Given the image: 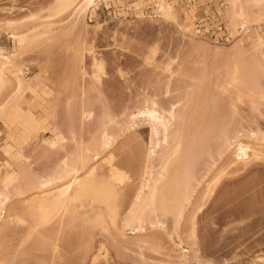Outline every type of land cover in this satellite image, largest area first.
Masks as SVG:
<instances>
[{
  "label": "rangeland",
  "instance_id": "obj_1",
  "mask_svg": "<svg viewBox=\"0 0 264 264\" xmlns=\"http://www.w3.org/2000/svg\"><path fill=\"white\" fill-rule=\"evenodd\" d=\"M39 1L0 0V48H4L12 55L16 53L15 63L23 65L25 77L31 78L33 85V90H26L17 103L23 107V110L26 109V113L31 112L30 116L34 115L37 124L41 123L39 129L33 127L36 130L33 129L31 133V130L29 132L27 130L29 137H25L24 126L21 125L24 127L23 134L19 133L22 130L19 124H23L24 120H21L22 123L18 121L19 124L15 122L14 125L12 124V129L18 135L17 140L15 138L11 142L5 137L6 131L2 130L3 127L4 130L7 127L4 126L2 119L0 120L2 131L0 133V170L3 171L1 176L6 173L7 168L3 167L5 162L15 165V162L9 159L11 155L9 156L6 151L9 143L13 146L11 154L20 153L23 156V161L18 160L23 166L21 171L24 172L21 173L26 172L23 179L25 181L21 180L25 182V185L22 183L25 188L23 187L21 191L24 192L26 189L25 191L29 194L22 198L27 195L29 197L34 192L37 193L38 181L43 176L42 171L47 170L51 173L54 167L60 164L59 161L66 156H70L80 164L79 156L89 146L94 148L91 154L95 155V161L100 162L103 159L105 162L113 148L112 152L116 156L115 163L119 164L124 171L126 170L127 176L130 175L122 187L126 189V194L131 193L135 186L143 181L141 175L139 177L142 181L136 179L137 175L143 174L141 166L146 159H143V154L148 150L145 149L144 152L142 149L147 147L150 150L153 143L149 123L143 119H137L134 122L133 115L145 107L144 100L147 101L146 96L151 98L150 94L153 91V94L155 91L157 93L161 91L162 93L158 95L164 97L165 86H167L165 82L168 81L166 78L169 77V72L165 70L166 64L173 61L171 70L178 71L180 74L177 75L178 78L176 76L175 80L173 79V85L170 84L174 101H177L178 97L182 100L185 93L183 92L181 97L179 94L182 93L181 90L184 91L183 89L186 92L188 85L197 83L195 85L199 86L198 84L201 85V81L203 82V86H200L197 92V102L190 109L189 116L182 125L185 127L188 141L194 145L192 150L194 151L195 176L191 181L192 201L191 205L188 204L189 209L187 205L186 211L189 210V213L186 212L181 223V232L177 234L175 230L173 231L174 223L171 218L168 219L165 228L161 226L162 228L154 229L145 223L146 231L136 233L130 229L126 230L127 238L130 239L129 243H121L120 238H117L114 233L118 240L106 233L97 235L99 232H96L95 236H97L91 251L88 249L89 251L85 252L79 249L81 252L77 251L79 255L73 251V255L76 254L78 259V261L75 259V264L77 262L92 264L94 262L92 257L95 254L100 255V258L93 264H179L180 257L189 258L188 264H198V261L190 259L193 254L203 257L204 260H210L212 264H247L246 262L253 258L252 255L262 253L264 245L260 246L261 249L258 247L262 252L257 248L254 249L255 252L250 253L251 257L247 256L246 251L251 243H257L260 239L263 242L264 236V117H262L264 115L261 116L257 112L254 115L250 114L247 107L248 99L246 104L240 105L242 114L232 115L224 94L217 93L213 102L207 100L204 92L208 89L216 90L213 83L218 75H225L226 65L237 53L236 44L240 39H245L243 45L249 46L251 40L247 39L248 34L255 32L254 35H260L264 41V1L261 3V1L257 2L258 0H241L245 4V10L251 21L250 27L244 30L238 25L240 20L236 19L235 23L232 21L233 0H164L171 3L176 12L177 18L174 21L161 17L158 13L157 0H113L109 5L101 4L95 8H89L80 15L75 25L76 18L72 23L69 21L72 26L68 24V21L67 27L66 21L65 24L62 23L64 25L62 28L60 24H58L59 27L55 25L50 34L46 28L48 36L34 41L33 35L43 32L44 28L38 18L32 20L26 18L38 12ZM12 20H16L17 23L10 27L7 21ZM235 27L237 32L233 31ZM13 31L19 36L30 35L29 40L21 46L18 40L11 36L15 33ZM33 31L37 33L34 34ZM91 47L101 60L102 70H97L93 65V57L89 52ZM44 64L47 68L43 66ZM42 66L47 69V71L44 69L45 74L40 73L43 71ZM39 73L42 80L38 76ZM95 73H98L102 79L103 95L101 96L91 87L92 75ZM35 76H38V80ZM261 84L264 86V79L261 80ZM39 86L46 93H43ZM14 88L15 86L10 85L5 88L0 96V106L4 105V101L7 103L8 99L12 98L10 95ZM42 99L49 103L46 109L41 106ZM260 103V110L264 114V101ZM226 112L227 114H224ZM252 117H256L257 122L253 121ZM104 123H108L107 130L115 137L113 147L106 151L100 147ZM54 138L57 141L62 140L61 144L58 142L60 145L57 143L56 145L51 142ZM225 138L234 144L230 149ZM238 140L254 145L253 153L251 151L244 153V158L249 160L254 158L248 166L230 163L236 158L234 152ZM137 150L143 152L142 163L138 159L141 152L140 155H136ZM103 151L105 153L109 151V154ZM96 153H101L103 157ZM105 155L108 157L105 158ZM134 158L139 160V163L135 162L136 166H140V168L137 167L138 170L133 169ZM106 164H104L105 169H108L109 164ZM13 168L18 172L20 170H17L18 167L15 168V166ZM223 169L225 173L222 184L207 201L206 211L198 214L197 234L195 244H192L186 233L188 216L195 211L194 207L206 201V199L202 201L206 185ZM46 172L45 175H49V172L48 174ZM199 180L200 183L203 180L201 185L198 184ZM125 183L128 185L125 186ZM140 185L138 184L137 187ZM11 186V191L15 193L17 186ZM133 192L132 194L135 195L136 192ZM132 194H127L130 204L125 203V206H128L123 207L121 217H124L131 208V199L134 198L130 196ZM225 194H228L227 201L221 203ZM16 198L18 196L15 200ZM18 200L14 203L19 204L22 201L21 198ZM248 202L253 207H256L253 204L256 203L257 210L253 208V212H248L246 205L243 206L246 203L248 206ZM15 226H12L13 230L11 226L10 229H5L3 226L2 229L0 228V264L2 261L5 263V258H7V264L37 263L36 256L41 255L40 243H36L37 238L34 239L37 236H31L34 237L33 239L29 237L26 233L28 226L18 225V228ZM26 235L30 238L29 240L26 239ZM147 237H150L153 245L149 246L151 241ZM140 238H147L150 241L149 247L145 246V249L140 250L139 246L133 244ZM254 239L255 242H253ZM105 248L108 252L107 256L105 252L102 253L106 250ZM73 260L72 258L71 261L75 262Z\"/></svg>",
  "mask_w": 264,
  "mask_h": 264
},
{
  "label": "bare ground",
  "instance_id": "obj_2",
  "mask_svg": "<svg viewBox=\"0 0 264 264\" xmlns=\"http://www.w3.org/2000/svg\"><path fill=\"white\" fill-rule=\"evenodd\" d=\"M110 1L113 0H40L37 6L38 12L36 14H31L26 18L27 20L38 18L41 21L42 28H44L42 30L43 32L40 31L41 33L36 29L38 34L35 36L33 35L34 38H32L35 39L34 41H36L38 38L40 39L43 36H48V34L52 32L51 29L55 28V25L60 24L61 26L58 25L56 27L60 26V28H62V23L66 21L65 26L67 27L76 18V23L74 21L75 25L77 24V21H79L80 15L84 14L89 8H95L101 4L109 5ZM260 1L262 3L264 0H258L257 2ZM157 5L158 13L161 15V17L170 21L176 20V12L174 11L171 3H167L164 0H157ZM231 5L232 21L235 23L236 19L240 20V24L238 25L244 28V30H247L251 25V21L249 19L248 12L245 10V4L241 0H233ZM70 17L71 20H69ZM15 21H7V23L9 26L11 25L10 27H13V25L17 23ZM67 21L69 25L67 24ZM236 28L237 27L233 29L234 32H237ZM45 29L47 32L49 30L47 35ZM35 32L36 31H33L32 33L35 34ZM15 33H13L11 36L15 37L21 46L29 40L28 37H30V35L22 34V36H19L18 33ZM254 34L255 32L248 34L247 39L251 40L249 46L243 45L245 42V39L243 38L237 42V53L234 54L228 61L225 75H218L215 82L213 83L216 90L211 91L208 89L204 92V96L207 98V100H212L213 102L216 99L217 93L224 94L226 96L224 98L231 108L232 115L242 114L240 105L246 104L247 99L249 101V105L247 107L250 114L254 115L257 112L261 116L264 115L260 110V102L264 101V86L261 84V80L264 79V41L260 35ZM89 52L92 54L94 67L97 68V70H102L103 66L101 60L96 56V53L92 47L89 49ZM13 54L14 55L8 53V51L6 52L4 48H0V96L3 94V91H5L7 86H15L12 91L13 95H10L12 98L8 99L7 103L4 101V105L1 104L0 106V120L2 119V121L5 123H3L4 126L6 125L7 127H5L7 130H4L3 127L2 131H6L5 137H7V139L10 141L14 140L18 135L17 132L12 129L15 122L19 121L22 123L21 120H24V125L19 124V122L18 124L25 127L24 128L21 126L22 130L23 128L26 129L25 132L24 130L19 132H22V134L24 132V135L26 134L25 137H29V134L27 133L30 130L31 133L34 128L39 129L41 126V123L37 124L36 119L33 117L34 115L30 116L31 112L28 113L27 111L29 114L28 115L25 112L26 109L24 108L25 110H23V107L17 103L19 97L22 94H25L26 90H33V85L32 81L30 80L31 78L26 79L27 77H25L23 65L21 64L20 66V64L17 65V63H15L16 61H14V59L16 57V53ZM172 64L173 61L168 62L165 69L169 72V77L166 78V81L167 79L168 81L165 82L167 83V86H165L164 90L166 91V99L165 94L163 95L164 97H162V95H158L162 93L161 91H159V93L155 91V94H153V91V95L150 94L151 98L146 96L147 101L144 100L146 102V104L144 103L145 107L137 112V114L135 113L133 115L134 122H136L137 119H143L145 122L147 121L149 123L151 126V136L153 137V143L150 150L147 147L142 149L144 152L145 149L149 150L143 154L144 157L142 156L143 152H138L137 150L136 155L141 152V155L139 154L140 158L137 156L138 159L141 160L142 157L143 159L146 158L144 160L145 162L141 160V163L143 162L144 166V168L141 166L143 168H141V171L143 170V174L137 175L138 178H136L138 181L141 180L142 178L140 179L139 177L141 175V177L143 176V181L141 180L142 182L138 183L141 184L138 186L139 188L137 187L138 184L135 186V188L138 190L137 191L134 188L133 191H137L135 195L132 194L134 193L133 191L131 193H127L132 194L130 196L134 198L133 200L131 199V208L129 207L130 210L128 209V213L126 212L125 216L123 215L124 217H121L123 214V207L126 208L128 206H125L126 202L130 204V198L129 195L127 196L125 193L126 189H124L122 185H124V182L130 175L127 176L126 170L124 171V169L120 168L121 166L119 167V164L115 163L116 156L112 152V147L115 143V137L110 135L111 133L108 132V123H104L103 125L104 132L102 133V143L101 146L99 145L105 151L112 148L110 152L111 154H109V151H107V153L103 151V153L110 155L109 157L107 156L108 158L106 155L104 156L107 158L105 162L104 159L102 162L95 161V155L91 154L94 148L92 149L90 146L87 147V149L82 154H80V164L77 163V161H74V159L70 156H66L62 161H59L60 164L58 163L59 165L57 164L58 166H55L56 169L54 167V170L51 171V173L46 170L49 172V175H45L46 171L41 172L43 173V176L40 175L42 176L41 178L39 176L40 180L38 181L39 184H37L38 191L37 193L34 192L35 194L30 193L31 196L29 195V197H27V195L26 197L22 198V196L28 193L25 191L26 189H24V192H22L25 182L23 183L21 180L25 181L23 179H25L24 174L26 172L24 174L21 173L24 171H21L23 170V166L21 165L22 163L19 162L23 161V156L20 153L16 154L14 152V154H11L10 152L13 151V146L8 143V150L6 151L7 154L9 153V156L11 155V158H8L15 162L14 166L15 168L18 167L17 170L20 169V166H22V168L18 172L13 168L14 163L5 162V166L3 167H6L7 169L4 175L2 173L3 176H1V172L3 171L0 170V228L3 226L5 229H10L15 225L17 228L18 225L28 226L26 233L31 239L34 238L31 236L36 235L37 237L34 239L37 238L36 241L38 240V242L36 243H40V249H38L40 250L41 255L38 257L36 256V260L38 259V264H75L76 260L78 261V259L76 254L73 255V251L74 253H81V249L82 251L85 250V252L89 251L88 249L91 251L93 249L92 245L97 235H102L103 233H106L109 236L116 235L117 238H120L119 241L121 243H129L130 239L127 238L125 231L130 229L136 233L143 232L146 229V226H144L145 223L149 224L154 229L156 227L162 228L163 226V228H165V225L169 221L168 219L171 218V221H173L172 223H174L173 231L175 230L176 232H174L177 234L181 232V223L185 218V214H187L186 212L189 213V210H186L187 205H191L190 202L192 201L191 199L193 193L191 181L195 176V168L193 167L194 151L192 150L194 145L191 141H188L185 127L182 125L188 118L190 109H192L193 105H195L197 102V92L198 89H200V86H203V82L201 81L202 84L200 85V81L197 79L199 86L195 85L197 83L188 85V90L185 92V89H183L184 91L181 90L182 93L180 92L181 94H179L181 97V95L185 93L183 95L184 99L182 98V100H180L181 98L178 97L179 100L177 99V101H174V98L171 96V85H173L175 80L174 78H176L179 72L171 70ZM43 66L47 68L46 64ZM43 66V69H41L43 71L40 73H43L45 71L44 69H46ZM40 73L37 75L41 79ZM45 73L46 72H44V74ZM38 76H35L37 80ZM92 77L93 82L91 87L97 90L100 96L103 95L102 79L98 73H95L92 75ZM40 86L39 88L41 89L43 85L42 87ZM156 90L158 91V89ZM44 92L46 93L45 90L43 93ZM169 96H171L172 100H170L171 98ZM167 98H169V100ZM108 103L105 104L109 105ZM41 106L46 109L47 106H49V103L42 99ZM25 113L27 116H25ZM224 114H227V112ZM252 118L253 121L257 122L256 117ZM223 122L224 120L222 123ZM30 127L31 129H29ZM2 131L0 130V133H2ZM61 141L62 140L59 139L57 141L55 138L51 140V142H54L55 144H58V142L60 143ZM225 142L227 143L229 149L234 146V144L231 143L228 138H225ZM254 149L255 148L252 143L238 140L235 144L234 152L236 158L231 160L230 163L248 166L250 162L254 161V158L252 160L244 158V153L249 151L253 153ZM100 157H103L102 154ZM97 158L98 157H96V159ZM20 159L22 160L18 161ZM136 159L137 158H134V163L132 166L135 164V162L139 163V160L137 161ZM105 163H107L106 165L109 164L108 169H105ZM144 163L148 164L144 165ZM136 164L133 166V169L136 168L135 170H138L137 167L140 168V166H136ZM141 171L140 173H142ZM47 172L46 174H48ZM224 173L225 169L221 170V172H218L208 182L206 189H204V195H202V201H204V199H206V201L204 203L202 202L200 205L197 204L198 206L196 208L194 207L195 211L193 213L191 212V216H188L189 221L186 233L191 243L193 242L192 244H195L199 217L198 214L206 211L205 206L207 205V201L213 196V194L222 184ZM203 180H201L202 183ZM202 183H200L199 180L198 184L201 185ZM11 185L17 186L15 193L11 191ZM127 185L128 183H125V186ZM17 196L18 198H16V200H20V198L22 200L19 202V204L14 203V201H16L15 197ZM19 196L21 197L19 198ZM224 196L225 197L221 196V200L223 201L221 203H224L225 200L227 201L228 194H225ZM249 204L250 202H248V206L247 203L243 204L244 207L246 205V208H248V212H253V208L257 210L256 203H253L256 207H253L251 204L250 206ZM121 222H123V224H121ZM13 227L11 228L12 230ZM96 232H99L100 234H97ZM109 232L112 233V235H110ZM95 233L97 234L96 236ZM27 238L28 236L26 239ZM30 238H28V240ZM113 238L116 237L114 236ZM117 238L116 240H118ZM147 238H140L139 240L133 242V244L139 246L140 250L142 248L145 249V246L149 247L153 245L151 239H149L150 237L148 239L151 242L147 240ZM260 238L261 237H259V239ZM255 239L253 242H255ZM262 241L263 242H261L260 239L257 241V243H253L254 245L251 243L253 247H251L252 245L250 244L248 247L249 249L247 248L248 251H246L248 253H246L248 257H251L250 253L253 254L252 251H254V249L256 250V248L258 249V247L260 248L261 245H264V236ZM148 244L150 245L148 246ZM102 248H104V246ZM260 251L262 252V250ZM103 252H105V256H107V249L102 251V253ZM263 252H259L258 254L256 253L254 256L252 255L253 258H249L251 261L246 263L264 264ZM95 255L92 257L94 262L98 261L100 258V255ZM70 256L75 262L71 261L72 258L70 259ZM192 258L193 260L198 261V264H212L210 260H204L203 257L200 258L196 254H193L190 259L192 260ZM5 259L7 260V258ZM179 259V264H188L189 262V258L187 257H180ZM6 260L5 263L2 261V264H7ZM37 263L35 262L34 264Z\"/></svg>",
  "mask_w": 264,
  "mask_h": 264
}]
</instances>
